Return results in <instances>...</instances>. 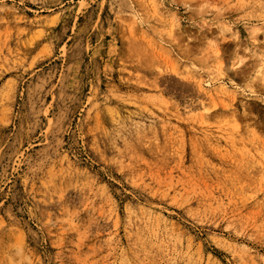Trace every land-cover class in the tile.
<instances>
[{
	"label": "rangeland",
	"instance_id": "rangeland-1",
	"mask_svg": "<svg viewBox=\"0 0 264 264\" xmlns=\"http://www.w3.org/2000/svg\"><path fill=\"white\" fill-rule=\"evenodd\" d=\"M0 264H264V0H0Z\"/></svg>",
	"mask_w": 264,
	"mask_h": 264
}]
</instances>
